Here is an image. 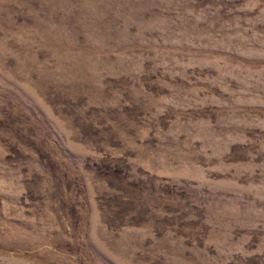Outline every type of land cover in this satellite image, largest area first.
Instances as JSON below:
<instances>
[{
  "label": "rangeland",
  "instance_id": "obj_1",
  "mask_svg": "<svg viewBox=\"0 0 264 264\" xmlns=\"http://www.w3.org/2000/svg\"><path fill=\"white\" fill-rule=\"evenodd\" d=\"M0 264H264V0H0Z\"/></svg>",
  "mask_w": 264,
  "mask_h": 264
}]
</instances>
